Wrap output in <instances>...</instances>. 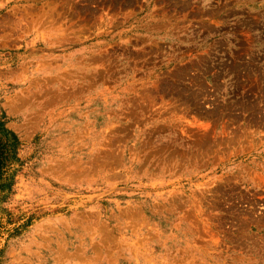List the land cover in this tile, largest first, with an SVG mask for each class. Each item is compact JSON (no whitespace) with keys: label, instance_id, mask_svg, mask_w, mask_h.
<instances>
[{"label":"rangeland","instance_id":"obj_1","mask_svg":"<svg viewBox=\"0 0 264 264\" xmlns=\"http://www.w3.org/2000/svg\"><path fill=\"white\" fill-rule=\"evenodd\" d=\"M0 120V264H264V0H0Z\"/></svg>","mask_w":264,"mask_h":264},{"label":"trees","instance_id":"obj_2","mask_svg":"<svg viewBox=\"0 0 264 264\" xmlns=\"http://www.w3.org/2000/svg\"><path fill=\"white\" fill-rule=\"evenodd\" d=\"M19 143L18 136L0 120V198L3 191L12 187L11 169Z\"/></svg>","mask_w":264,"mask_h":264}]
</instances>
